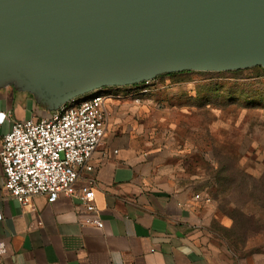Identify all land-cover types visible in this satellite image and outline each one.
<instances>
[{
  "label": "crops",
  "instance_id": "0c3cea01",
  "mask_svg": "<svg viewBox=\"0 0 264 264\" xmlns=\"http://www.w3.org/2000/svg\"><path fill=\"white\" fill-rule=\"evenodd\" d=\"M160 75L147 83L162 90ZM138 85L101 88L104 133L80 179L93 182L103 228L82 224L71 196L49 203L34 194L19 205L0 167V264H264V244L238 251L212 231L205 188L184 170L188 148L173 141L164 97L148 85L140 95ZM48 113L31 93L0 87V144L14 121Z\"/></svg>",
  "mask_w": 264,
  "mask_h": 264
},
{
  "label": "water",
  "instance_id": "95a60500",
  "mask_svg": "<svg viewBox=\"0 0 264 264\" xmlns=\"http://www.w3.org/2000/svg\"><path fill=\"white\" fill-rule=\"evenodd\" d=\"M253 66L264 0H0V87L49 113L105 86Z\"/></svg>",
  "mask_w": 264,
  "mask_h": 264
},
{
  "label": "rangeland",
  "instance_id": "374dc122",
  "mask_svg": "<svg viewBox=\"0 0 264 264\" xmlns=\"http://www.w3.org/2000/svg\"><path fill=\"white\" fill-rule=\"evenodd\" d=\"M159 80L162 90L145 83L146 93L165 99L173 141L188 148L184 170L209 199L212 231L238 251L263 245L264 68Z\"/></svg>",
  "mask_w": 264,
  "mask_h": 264
},
{
  "label": "built area",
  "instance_id": "2783aa9c",
  "mask_svg": "<svg viewBox=\"0 0 264 264\" xmlns=\"http://www.w3.org/2000/svg\"><path fill=\"white\" fill-rule=\"evenodd\" d=\"M146 91L145 87L140 93ZM107 97L101 88L92 90L46 116L14 121L2 134L3 188L19 205L28 206L34 194L44 195L49 203L59 195L71 196L79 202L81 223L103 228L93 182L80 179V175L82 170L92 169L89 159L104 133ZM3 252L5 246L0 242Z\"/></svg>",
  "mask_w": 264,
  "mask_h": 264
},
{
  "label": "trees",
  "instance_id": "16d2710c",
  "mask_svg": "<svg viewBox=\"0 0 264 264\" xmlns=\"http://www.w3.org/2000/svg\"><path fill=\"white\" fill-rule=\"evenodd\" d=\"M257 67H261V66H257ZM190 72H193V70H183V71L171 72V73L163 74V75L184 74V73H190ZM144 84H145L144 82H140L138 86L142 88Z\"/></svg>",
  "mask_w": 264,
  "mask_h": 264
}]
</instances>
